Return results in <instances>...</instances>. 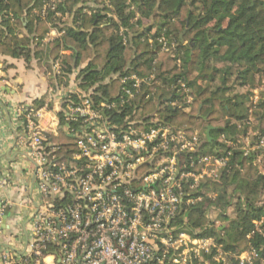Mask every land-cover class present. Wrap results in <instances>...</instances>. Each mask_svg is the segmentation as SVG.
I'll use <instances>...</instances> for the list:
<instances>
[{"label": "trees", "instance_id": "1", "mask_svg": "<svg viewBox=\"0 0 264 264\" xmlns=\"http://www.w3.org/2000/svg\"><path fill=\"white\" fill-rule=\"evenodd\" d=\"M42 1L0 0V57L23 59L27 66L44 57L48 71L59 59L60 75L47 77L54 93L76 75L78 88L95 103H118L124 76L147 79L149 87L143 85L129 105L114 109L109 121L124 126L134 110L147 121L156 114L189 136L201 132L202 155L231 152L227 175L211 182L207 191L215 198L204 196L222 226L205 227L204 204L178 222L186 219L184 228L191 233H215L227 250L252 247L258 254L254 264L264 262V221L262 232L255 231V222L264 220V148L244 157L240 145L231 149L221 142L222 136L237 141L252 130L264 135V99L251 115L246 107L256 83L264 79V0H109L103 7L98 0H65L45 17ZM51 28L60 37L45 44ZM161 38L174 49L165 51ZM65 51L70 54H61ZM187 96L193 100L189 112L169 106L181 105ZM66 102L60 104L59 137L54 139L61 155L72 149L63 131ZM209 128L210 141L205 137Z\"/></svg>", "mask_w": 264, "mask_h": 264}, {"label": "built area", "instance_id": "2", "mask_svg": "<svg viewBox=\"0 0 264 264\" xmlns=\"http://www.w3.org/2000/svg\"><path fill=\"white\" fill-rule=\"evenodd\" d=\"M64 1L43 0L42 15ZM108 3L98 0L99 7ZM50 31L55 33L54 28ZM160 42L165 51L174 49L166 48L163 38ZM60 68L57 59L51 74L59 76ZM75 82L72 91L63 88L55 94L50 88L43 106H15L17 156L12 167L20 166L23 172L25 185L19 190L26 198L14 206L16 232L7 224L6 234L17 245L0 254V264H253L258 259L252 247L238 253L227 250L217 235L191 233L184 228L186 219L178 222L191 208L204 204L209 223L205 227L218 229L216 220L208 217L216 214L215 208L205 205L204 196L211 182L227 175L231 152L202 155L198 131L189 136L156 114L147 121L134 110L124 126L109 121L114 109L129 105L143 85L149 87L147 79L122 77L118 103H95ZM56 98L60 104L67 98L63 131L72 149L63 155L54 141L61 113L54 106ZM260 101L256 91L252 93L249 115ZM192 102L187 96L181 105L169 106L189 112ZM221 142L231 149L240 145L246 157L264 148V135L252 142L222 136ZM14 184L12 174H0V190ZM10 206H0V236ZM262 222H255V231Z\"/></svg>", "mask_w": 264, "mask_h": 264}, {"label": "crops", "instance_id": "3", "mask_svg": "<svg viewBox=\"0 0 264 264\" xmlns=\"http://www.w3.org/2000/svg\"><path fill=\"white\" fill-rule=\"evenodd\" d=\"M78 6H82V4L80 3ZM83 11L89 12L86 8ZM120 31L122 35V29ZM59 37V33L55 29V33H49V39L44 43L46 44ZM61 54L69 55L70 52L65 51ZM41 59L40 64L37 60L32 59L29 66H27L23 59L0 57V174H12L15 181L14 187L0 190V206H3L5 202L11 203V206L7 209L13 211L9 213L7 224L14 233L19 224L17 208H14V206L23 202L26 198L24 190L22 188H20L21 191L19 190V186L25 185L23 172L20 166L17 168L12 167V163L15 162L17 156L16 146L14 145L15 132L18 127L15 106L33 100L45 103L50 89L47 77H49L51 71H48L43 65L45 58L42 57ZM75 77L76 75L69 77L68 84L65 87L67 90L72 91V80L75 81ZM164 95L166 97V93ZM59 99L56 98L53 102L57 110L60 108ZM199 133L203 136L201 132ZM5 234L6 231L2 229L0 254L9 251L13 245H17L16 241H11L10 234Z\"/></svg>", "mask_w": 264, "mask_h": 264}, {"label": "rangeland", "instance_id": "4", "mask_svg": "<svg viewBox=\"0 0 264 264\" xmlns=\"http://www.w3.org/2000/svg\"><path fill=\"white\" fill-rule=\"evenodd\" d=\"M122 31H125L124 29L122 30ZM256 91V95H258V97L261 99V100H263L264 99V79L262 78L258 83H256V85H255V87L253 88V90H252V93H254ZM245 92V91H244ZM56 94H57V92H56ZM251 96H252V94H251ZM250 96V97H251ZM248 106H249V101H248V103L246 104V107L248 108ZM256 126V124H255V122H254V126H253V128ZM257 132L255 131V130H252L250 133H248L247 134V136H246V138H248V140H249V142H252V141H254V139L253 138H255V136H257ZM208 191V190H207ZM206 191V195H211V193H209V192H207ZM204 207H206V206H204ZM205 210H206V208H205ZM207 212V210L205 211V213ZM208 217L210 218V217H212V218H214L215 220H216V226L215 227H221L222 226V222L218 219V215H217V213L216 214H212V215H208ZM264 221V220H263ZM207 224H209L208 223V218H206V222H205V225H207ZM263 226V222L260 224V225H258V229H257V231L256 232H262V230H263V228H261ZM259 227H260V229L261 230H259ZM214 235L216 236V234L214 233ZM221 237V236H220ZM257 259H255L254 261H253V264L255 263V261H256ZM261 264H264V262H261Z\"/></svg>", "mask_w": 264, "mask_h": 264}, {"label": "water", "instance_id": "5", "mask_svg": "<svg viewBox=\"0 0 264 264\" xmlns=\"http://www.w3.org/2000/svg\"><path fill=\"white\" fill-rule=\"evenodd\" d=\"M210 130L211 128H209L207 131H206V139L208 141H210V136H209V133H210ZM13 210H9L7 209L6 210V214H5V217L3 219V223H2V229H4V231H7L8 230V225H7V220H8V217H9V213H12Z\"/></svg>", "mask_w": 264, "mask_h": 264}]
</instances>
